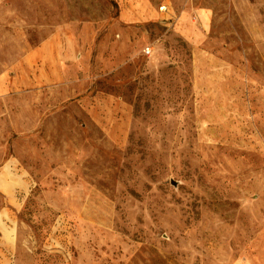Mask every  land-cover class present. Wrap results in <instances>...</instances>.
Returning a JSON list of instances; mask_svg holds the SVG:
<instances>
[{
	"label": "rangeland",
	"instance_id": "374dc122",
	"mask_svg": "<svg viewBox=\"0 0 264 264\" xmlns=\"http://www.w3.org/2000/svg\"><path fill=\"white\" fill-rule=\"evenodd\" d=\"M50 37L65 81L0 94V264H264V0H0V76Z\"/></svg>",
	"mask_w": 264,
	"mask_h": 264
},
{
	"label": "crops",
	"instance_id": "0c3cea01",
	"mask_svg": "<svg viewBox=\"0 0 264 264\" xmlns=\"http://www.w3.org/2000/svg\"><path fill=\"white\" fill-rule=\"evenodd\" d=\"M55 37H50L29 50L7 75L0 76V94L16 88L33 89L40 86L60 85L65 81V68L72 60ZM20 76L11 78L9 73Z\"/></svg>",
	"mask_w": 264,
	"mask_h": 264
},
{
	"label": "built area",
	"instance_id": "2783aa9c",
	"mask_svg": "<svg viewBox=\"0 0 264 264\" xmlns=\"http://www.w3.org/2000/svg\"><path fill=\"white\" fill-rule=\"evenodd\" d=\"M145 51H146V53H149L150 49H149V48H146V50H145Z\"/></svg>",
	"mask_w": 264,
	"mask_h": 264
}]
</instances>
